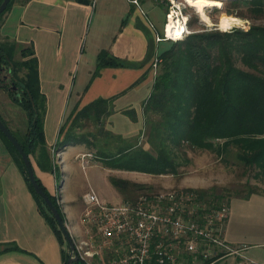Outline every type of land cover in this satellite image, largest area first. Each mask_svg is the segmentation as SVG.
I'll return each instance as SVG.
<instances>
[{
    "label": "crops",
    "instance_id": "1",
    "mask_svg": "<svg viewBox=\"0 0 264 264\" xmlns=\"http://www.w3.org/2000/svg\"><path fill=\"white\" fill-rule=\"evenodd\" d=\"M139 4L148 11L146 16L150 14L157 28H163V7L150 0H139ZM158 11L164 16L158 17ZM148 22L130 0H95L94 3L92 0H14L1 16L0 42L11 40L34 47L40 89L46 98L43 128L48 150L55 146L59 128L69 113L100 98L113 99V114L105 119L108 130L127 139L138 136L142 139L145 128L142 104L151 92L156 74L152 64L169 44L154 41ZM102 50L126 65L102 67L93 76L96 58ZM9 97L0 89L1 119L16 135H23L27 124L25 113ZM125 110H133L135 120L123 114ZM18 114L21 122L15 119ZM90 152L82 144L66 146L58 152L57 177L51 169L45 171L33 162L34 174L45 189L53 196L58 195L66 228L74 242L85 237L80 217L85 206L83 195L88 191L77 175L82 171L87 176L88 169L97 168L111 177L114 171L103 167ZM77 183L80 187L76 189ZM177 184L186 188L182 182ZM92 189L101 200L109 202L100 188L92 186ZM115 193L117 202L122 201L116 189ZM228 213L223 229L228 244L246 245L243 254L256 264H264V193L251 194L248 198L232 196ZM62 252H67V245H60L17 165L0 142V264H62ZM240 261L244 264L234 256H225L218 264Z\"/></svg>",
    "mask_w": 264,
    "mask_h": 264
},
{
    "label": "trees",
    "instance_id": "2",
    "mask_svg": "<svg viewBox=\"0 0 264 264\" xmlns=\"http://www.w3.org/2000/svg\"><path fill=\"white\" fill-rule=\"evenodd\" d=\"M13 1H9L0 18ZM228 2L234 8H242L238 16L252 21L264 20V0ZM167 42H170L168 49L158 55L161 63L151 92L142 104L145 119L143 145L139 136L127 139L105 127V119L113 114V99L100 98L69 113L59 128L56 150L60 152L66 146L82 144L107 169L156 176L180 174L179 168L189 160L186 149L206 150L226 158L233 155L244 167L256 169L255 177L259 174L264 176V25L252 23L247 30L232 28L192 32L181 40ZM35 54L32 44L26 46L11 40L1 41L0 89L23 109L26 116L23 135L9 130L30 162L38 149L35 163L46 171L50 166L43 128L47 108L45 95L40 89ZM96 65L93 76L102 67L126 64L111 56L109 51L102 50L98 53ZM123 114L135 120L133 110H125ZM88 125L94 130L86 133L78 131ZM0 138L35 198L39 212L60 245H67L64 233L66 219L61 205L34 174L45 196L63 219V228L57 224L43 199L32 189L16 148L1 131ZM31 165L34 169L33 162ZM109 180L121 195L131 193L133 189H152L115 176L109 177ZM186 189L197 195L203 207L198 208L199 212H209L221 208L223 204L229 207L231 196L229 200L213 204V199H222V195L213 197L206 190ZM256 193L253 190L241 198ZM202 202L206 207L201 205ZM68 258L69 253L62 252V264H66ZM210 262V259H206L202 264ZM73 264L85 263L78 258Z\"/></svg>",
    "mask_w": 264,
    "mask_h": 264
},
{
    "label": "built area",
    "instance_id": "3",
    "mask_svg": "<svg viewBox=\"0 0 264 264\" xmlns=\"http://www.w3.org/2000/svg\"><path fill=\"white\" fill-rule=\"evenodd\" d=\"M130 2L146 17L139 0ZM170 16L181 20L185 27L181 38L186 35L187 16L173 4L165 15L162 32L149 22L156 43L178 40L166 33ZM159 63L157 56L152 64L154 73ZM83 203L80 223L85 237L74 245L77 257L85 264H90L91 259L97 260L96 264H202L210 259L211 264L225 256L256 264L243 254L246 245L228 244L223 236L229 207L223 204L221 208L199 212L202 206L197 195L185 188L145 193L134 201L117 203L101 200L90 188L83 195Z\"/></svg>",
    "mask_w": 264,
    "mask_h": 264
},
{
    "label": "rangeland",
    "instance_id": "4",
    "mask_svg": "<svg viewBox=\"0 0 264 264\" xmlns=\"http://www.w3.org/2000/svg\"><path fill=\"white\" fill-rule=\"evenodd\" d=\"M154 4L163 7V13L166 15L172 5H178L179 9H181V13L187 16V25H186V35L189 33L201 32V31H211L219 29L222 30H231L232 28L236 29H249L252 23L262 24L264 25V20H249L245 17H240L237 13L240 12L242 8H234L232 4L228 2V0H221L220 6H208L204 8V13L206 15V19H203L199 12L193 6L185 3V0H150ZM196 10V11H195ZM146 12H148L145 9ZM197 12V13H196ZM231 12V13H230ZM158 17L164 16L160 11L157 12ZM148 13L146 16L147 21L153 23L154 29L162 32V27L160 29L157 28V25L154 23L155 21L150 20L151 16ZM200 16V17H199ZM165 20V19H164ZM148 22V26H149ZM166 22V20H165ZM153 35V29L151 26L148 27ZM185 36V35H184ZM183 36V37H184ZM182 37V38H183ZM180 39V38H179ZM170 42H165V44ZM10 98V97H9ZM18 118V121H22L18 116H15V119ZM70 123V122H69ZM68 124V123H67ZM106 127V125H105ZM88 130H94L91 125H88L87 128L80 129L78 131H84L85 133ZM18 134V133H17ZM19 136L21 134H18ZM145 138L143 137L141 143L143 145ZM0 142L2 140L0 138ZM3 148L6 151L5 146L2 143ZM48 150V149H47ZM186 155L188 157V161L185 162L180 168L178 175H151V174H142L139 172H125V171H112L110 173L112 176L127 179L129 182H135L142 185V187H150L151 190H135L133 189L131 193L126 195H121L122 201L129 200V202L136 200L141 194L145 195V193L153 194L159 193V191L173 190L185 187H178L177 183H184L183 185L186 188L206 190L207 192H211L213 197L215 195H222V199H213V204L220 201L229 200L230 196H242L247 195L249 192L253 191L258 193H264V176L255 174L257 170L244 167L242 164L237 161L236 157L231 155L229 158L224 157L223 155L219 156L216 154H212L206 150H197V149H186ZM49 157V169L54 176H59L58 167H57V157L58 150H56L55 146H52L51 149L47 151ZM50 154V156H49ZM38 157V149L35 154L31 157V162H36ZM96 157V156H95ZM87 176L81 171V175H77V180H82L84 183V188L89 191L90 188L98 187L100 190L107 194V199L109 202L117 203L118 194L115 193V189L110 184L108 173L104 170H100L97 168L88 169ZM59 178V177H58ZM88 178V179H87ZM60 183V181H59ZM80 187V184H76V189ZM185 188V189H186ZM73 189H75L73 187ZM148 189V188H147ZM87 191V192H88ZM57 203L59 205V198L54 195ZM120 202V201H119ZM204 207L206 204L204 202L201 203ZM62 207V206H61ZM66 227V225H65ZM79 241L77 240L78 243ZM74 243V244H75ZM93 247H91L92 249ZM67 253H69V248L67 247ZM222 259V258H220ZM220 259L211 264H218ZM90 264H96L97 260L91 259ZM201 264V262L195 263ZM209 264V263H208Z\"/></svg>",
    "mask_w": 264,
    "mask_h": 264
},
{
    "label": "water",
    "instance_id": "5",
    "mask_svg": "<svg viewBox=\"0 0 264 264\" xmlns=\"http://www.w3.org/2000/svg\"><path fill=\"white\" fill-rule=\"evenodd\" d=\"M9 1L10 0H2L0 2V14L6 9ZM0 131L8 139V141L16 148V151H18V153H19V155H20V157H21V159L25 165L27 177H28V179H30L29 182L31 184L32 189L34 190V192H36L37 195H39L43 199L45 206H47V209H49L52 216L56 220L57 224L60 226V228H63L64 227V224L62 222L63 219L60 218L56 208L54 207L52 202L48 199V197L45 196V192H43V190L38 185V183L35 179L34 171H33L29 157L26 155L25 151H23L20 144L16 141V137H14L12 132L9 130L7 125L1 120V118H0ZM64 233H65V240L67 242V245H68V247H70L69 248V258H68L66 264H73V262H75V261L77 262V260H78L76 250H75L76 247H75L74 241L70 235L71 233H69V231L65 227H64Z\"/></svg>",
    "mask_w": 264,
    "mask_h": 264
},
{
    "label": "bare ground",
    "instance_id": "6",
    "mask_svg": "<svg viewBox=\"0 0 264 264\" xmlns=\"http://www.w3.org/2000/svg\"><path fill=\"white\" fill-rule=\"evenodd\" d=\"M220 1L221 0H185L184 2L193 6V8L199 12L198 14H200L203 19L208 21L204 13V8H207L208 6H220ZM183 31H185V27L182 26L181 20H175L172 16H170L169 21L167 22L166 33L174 39H179L181 38Z\"/></svg>",
    "mask_w": 264,
    "mask_h": 264
}]
</instances>
